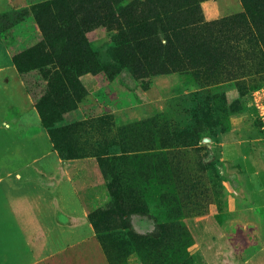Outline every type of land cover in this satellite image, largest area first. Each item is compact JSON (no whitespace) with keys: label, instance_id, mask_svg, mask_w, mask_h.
Segmentation results:
<instances>
[{"label":"rangeland","instance_id":"374dc122","mask_svg":"<svg viewBox=\"0 0 264 264\" xmlns=\"http://www.w3.org/2000/svg\"><path fill=\"white\" fill-rule=\"evenodd\" d=\"M43 1L0 0V264H264V0L202 2L205 21L244 20L206 63L144 81L88 22L119 72L94 64L67 110L43 100L50 66L14 59L41 42Z\"/></svg>","mask_w":264,"mask_h":264},{"label":"trees","instance_id":"16d2710c","mask_svg":"<svg viewBox=\"0 0 264 264\" xmlns=\"http://www.w3.org/2000/svg\"><path fill=\"white\" fill-rule=\"evenodd\" d=\"M94 1L91 18L87 7L81 10L72 0H46L32 7L42 40L14 59L19 68L23 54L32 59L35 67H51L46 73L48 91L43 97L47 106L74 109L87 95L79 77L94 64L95 71L105 69L109 77L119 72L117 67L110 70L100 64L85 36L88 22L95 28L117 31L113 47L118 62L127 66L136 79L144 81L156 73L175 70L166 68V59L206 63L210 48L219 53L226 39L224 28L233 32L244 20L241 14L228 20L205 21L201 11L205 0ZM241 1L245 13L252 15L254 11L247 0ZM232 36L237 37L238 33Z\"/></svg>","mask_w":264,"mask_h":264}]
</instances>
